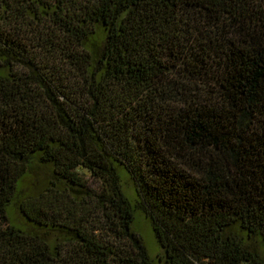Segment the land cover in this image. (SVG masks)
I'll use <instances>...</instances> for the list:
<instances>
[{"label": "trees", "instance_id": "trees-1", "mask_svg": "<svg viewBox=\"0 0 264 264\" xmlns=\"http://www.w3.org/2000/svg\"><path fill=\"white\" fill-rule=\"evenodd\" d=\"M137 215L164 264H264V0H0V264H152Z\"/></svg>", "mask_w": 264, "mask_h": 264}, {"label": "rangeland", "instance_id": "rangeland-1", "mask_svg": "<svg viewBox=\"0 0 264 264\" xmlns=\"http://www.w3.org/2000/svg\"><path fill=\"white\" fill-rule=\"evenodd\" d=\"M47 180V169L33 164L25 178L20 182L19 192L21 197H18V201L9 207L8 217L11 223L19 226L25 231L32 230L33 227L28 224L18 212V202L23 200L26 196H34L41 192L46 186ZM122 187L127 195L131 197L133 194L132 183L127 177L122 178ZM135 227L142 237L145 245L144 247L152 264H164L158 259V257H162L161 249L152 236L149 223L142 215H137Z\"/></svg>", "mask_w": 264, "mask_h": 264}]
</instances>
